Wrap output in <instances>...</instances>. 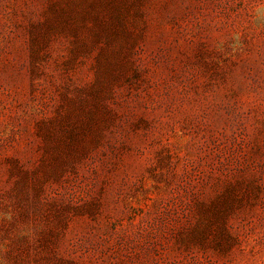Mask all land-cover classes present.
I'll return each mask as SVG.
<instances>
[{"label":"rangeland","instance_id":"1","mask_svg":"<svg viewBox=\"0 0 264 264\" xmlns=\"http://www.w3.org/2000/svg\"><path fill=\"white\" fill-rule=\"evenodd\" d=\"M0 264H264V0H0Z\"/></svg>","mask_w":264,"mask_h":264}]
</instances>
